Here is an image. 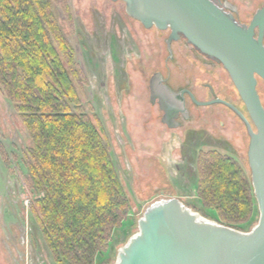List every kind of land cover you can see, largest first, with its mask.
<instances>
[{
	"label": "rangeland",
	"instance_id": "obj_1",
	"mask_svg": "<svg viewBox=\"0 0 264 264\" xmlns=\"http://www.w3.org/2000/svg\"><path fill=\"white\" fill-rule=\"evenodd\" d=\"M221 1L232 5L243 23L264 4V0ZM64 2L68 15L61 4L53 2L52 9L74 52L78 78L73 77V84L83 109L103 126L130 207L95 264L116 262L118 250L138 231V219L155 200L178 197L192 211L217 222L216 212L204 207L197 193V159L201 153L217 151L233 157L249 174L245 128L220 103L199 106L188 100L190 118L180 117L179 126L168 127L161 120L162 111L150 102L148 81L159 71L173 90L189 88L198 99L216 95L244 110L227 72L221 65L205 67L200 62L204 58L184 39L172 42L169 57L165 47L169 31L144 28L126 14L121 0ZM257 90L264 106V82L259 78ZM29 145L19 114L0 87V264H60L33 217L35 195L16 158ZM257 219L256 206L250 221L235 228L249 231Z\"/></svg>",
	"mask_w": 264,
	"mask_h": 264
},
{
	"label": "trees",
	"instance_id": "obj_2",
	"mask_svg": "<svg viewBox=\"0 0 264 264\" xmlns=\"http://www.w3.org/2000/svg\"><path fill=\"white\" fill-rule=\"evenodd\" d=\"M64 0H0V87L30 145L17 157L35 195L31 210L60 264H95L130 210L100 121L74 86V52L52 9ZM197 193L217 222L241 229L257 206L246 173L217 151L197 159Z\"/></svg>",
	"mask_w": 264,
	"mask_h": 264
},
{
	"label": "water",
	"instance_id": "obj_3",
	"mask_svg": "<svg viewBox=\"0 0 264 264\" xmlns=\"http://www.w3.org/2000/svg\"><path fill=\"white\" fill-rule=\"evenodd\" d=\"M121 1L126 14L144 28L168 30V45L184 39L227 72L249 119L222 98L202 101L189 90L175 92L162 84L168 96L158 100L161 120L178 126L170 112L173 105L187 116L184 101L170 98L184 92L196 105L220 103L240 117L249 137L247 162L258 219L249 231H241L203 218L178 197L155 200L144 209L138 231L118 250L114 264H264V106L257 90L258 78L264 82V4L243 23L235 8L221 0ZM150 91L154 102L152 85Z\"/></svg>",
	"mask_w": 264,
	"mask_h": 264
},
{
	"label": "flooded vegetation",
	"instance_id": "obj_4",
	"mask_svg": "<svg viewBox=\"0 0 264 264\" xmlns=\"http://www.w3.org/2000/svg\"><path fill=\"white\" fill-rule=\"evenodd\" d=\"M167 37H168V35H167ZM171 44H172V42L168 45L167 44V38L165 39V47H166V50H167V52H168V56L169 57H171L172 56V49H171ZM188 44V43H187ZM195 51H197L196 49H195ZM197 53L199 54V55H201L204 59L203 60H199L202 64H204V66L205 67H207V68H213V69H215V66L216 65H219V64H217L216 62H214V61H212V60H210V59H208L207 57H205L204 55H202V54H200L198 51H197ZM196 58H198V57H196ZM220 66V65H219ZM207 71H209V69H207ZM152 77H154V79L152 80V82H150V79L152 78ZM150 79H149V81H148V89H149V98H150V93H151V91H150V86L152 85V88H153V93H154V95H155V98H154V102H152L151 101V98H150V102L152 103V104H156L157 106H158V108H159V105H158V100H159V97L161 96V99L162 100H165V98L166 97H164V96H168L166 93H164L165 92V89H164V87H162L161 85L162 84H165V85H168L171 89H172V87L168 84V81H167V78H165V77H163V75L159 72V71H156V72H154L153 74H152V76L150 77ZM205 85H206V88L212 93V91H213V89H212V86L210 85V83H207V82H205ZM173 90V89H172ZM183 90H189L193 95H194V93L189 89V88H186V87H181V88H179V89H177V90H173V91H175V92H180V91H183ZM179 94V93H178ZM195 96V95H194ZM196 97V96H195ZM215 97H217L216 95H213V96H211V97H209V98H207V99H198L197 97V99L198 100H202V101H205V100H210V99H214ZM171 98V100H179V101H184V106H185V108H186V115L187 116H185V114L183 113V112H181V110L178 108V107H176V106H172L171 107V109H170V112L171 113H173L174 114V119H175V121L178 123V126L181 124L179 121H178V119L181 117V118H184V119H189L190 118V113H189V110H188V107H187V100L188 101H190V102H192V100L190 99V97H189V95H188V93L187 92H184V94H183V97H181V96H179V95H177L176 97H170ZM223 99V98H222ZM224 100H226V99H224ZM226 101H228V102H230L229 100H226ZM193 103V102H192ZM231 104H233L235 107H237L236 106V104H234V103H232V102H230ZM194 105H196L195 103H193ZM221 105H223V104H221ZM225 106V105H224ZM227 109H229L233 114H234V116L240 121V123L241 124H243V126H244V128H245V131H246V127H245V124H244V122L240 119V117L232 110V109H230L229 107H227V106H225ZM238 109H239V107H237ZM160 109V108H159ZM161 110V109H160ZM240 110V109H239ZM162 111V110H161ZM245 116H246V118H248L249 119V117H248V115H247V113H246V110L244 109H241L240 110ZM162 113H164L163 111H162ZM163 115V114H162ZM246 133H247V131H246ZM248 135V134H247Z\"/></svg>",
	"mask_w": 264,
	"mask_h": 264
}]
</instances>
